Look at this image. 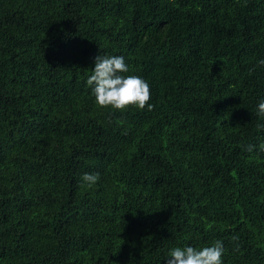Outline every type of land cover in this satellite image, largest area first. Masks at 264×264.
Segmentation results:
<instances>
[{
	"label": "trees",
	"instance_id": "trees-1",
	"mask_svg": "<svg viewBox=\"0 0 264 264\" xmlns=\"http://www.w3.org/2000/svg\"><path fill=\"white\" fill-rule=\"evenodd\" d=\"M98 55L151 110L96 103ZM260 60L264 0H0V264H264Z\"/></svg>",
	"mask_w": 264,
	"mask_h": 264
},
{
	"label": "clouds",
	"instance_id": "clouds-1",
	"mask_svg": "<svg viewBox=\"0 0 264 264\" xmlns=\"http://www.w3.org/2000/svg\"><path fill=\"white\" fill-rule=\"evenodd\" d=\"M264 65V60L258 61ZM128 72L122 56H100L95 58V67L86 83L91 87L96 103L101 107H112L124 110L128 106H136L149 110L153 105L150 100V86L147 81L137 75L124 76ZM256 115L264 117V100L257 104ZM257 146L248 145L246 150L252 152ZM259 151L264 152V144L259 145ZM99 173L84 174L82 181L89 186L99 180ZM222 241L217 240L212 246L196 249L194 247H175L170 250L167 264H222L224 254Z\"/></svg>",
	"mask_w": 264,
	"mask_h": 264
}]
</instances>
